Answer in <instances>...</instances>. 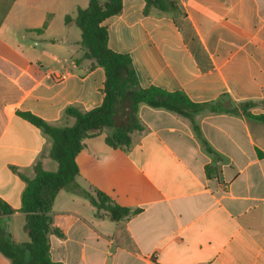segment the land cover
Returning <instances> with one entry per match:
<instances>
[{"label": "crops", "instance_id": "obj_1", "mask_svg": "<svg viewBox=\"0 0 264 264\" xmlns=\"http://www.w3.org/2000/svg\"><path fill=\"white\" fill-rule=\"evenodd\" d=\"M175 1L185 13L176 20L143 14V0H121V11L101 22L109 48L130 56L141 87L225 107L255 101L249 111L263 113L264 0ZM87 4L0 0V199L14 209L2 217L15 243L29 240L22 175L32 178L37 162L57 168L50 137L17 111L69 126L65 107L86 111L103 99V68L84 56L80 30L71 37L74 24L63 21ZM137 117L141 129L127 147L107 146L102 131L83 140L75 161L81 186L138 212L113 221L59 189L47 234L52 261L264 264V123L202 110L194 115L198 136L189 119L164 108L140 104ZM0 264H10L1 253Z\"/></svg>", "mask_w": 264, "mask_h": 264}, {"label": "trees", "instance_id": "obj_2", "mask_svg": "<svg viewBox=\"0 0 264 264\" xmlns=\"http://www.w3.org/2000/svg\"><path fill=\"white\" fill-rule=\"evenodd\" d=\"M143 1L145 15H167L175 20L185 16L175 0ZM120 11L121 0H88L86 7H77L73 15L66 14L63 18L65 24H74L80 30L79 43L85 49L84 56L93 58L104 70L103 99L98 106L86 111L74 106L65 107L63 113L74 117V123L69 126L52 125L29 111H17L22 118L50 137L49 156L57 163V168L54 171L45 170L37 162L32 178L22 175L25 186L19 210L24 213V229L29 237L27 242L15 243L11 240L2 216L12 213L14 209L0 199V253L9 259L10 264H55L49 254L47 234L51 230L53 200L61 188L86 198L96 208L97 215H107L113 221L138 212V209L131 210L117 204L99 189L90 190L81 186L76 181L79 170L75 156L82 149L85 138L107 129H110L104 137L107 146L127 147L131 142V132L141 129L137 117L140 104L164 108L189 119L198 136L200 133L194 115L202 110L240 112L248 119L264 123V112L252 114L249 111L258 104L255 101H240L234 106L225 107L218 100L194 102L181 91H167L154 85L141 87L130 56L109 48L107 28L101 23ZM46 24L47 20L37 30H42ZM259 103L264 108V98ZM120 107L126 120L116 123L115 114ZM202 143L206 151L213 152L205 141L202 140ZM53 230L59 234L57 229Z\"/></svg>", "mask_w": 264, "mask_h": 264}, {"label": "rangeland", "instance_id": "obj_3", "mask_svg": "<svg viewBox=\"0 0 264 264\" xmlns=\"http://www.w3.org/2000/svg\"><path fill=\"white\" fill-rule=\"evenodd\" d=\"M70 34H71V37H73V36L78 37L79 36V29L73 25L72 28L70 29ZM125 120H126V117L124 115L123 109L120 107L115 114V122L116 123H122V122H125ZM109 130L107 129L105 131L110 132ZM51 161L55 163L54 160L51 159ZM25 254L27 256V253H25Z\"/></svg>", "mask_w": 264, "mask_h": 264}]
</instances>
